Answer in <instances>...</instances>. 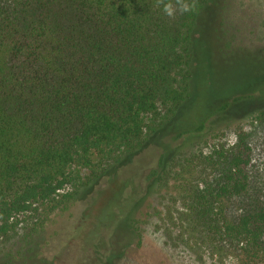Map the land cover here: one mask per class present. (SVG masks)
Listing matches in <instances>:
<instances>
[{"label": "trees", "instance_id": "trees-1", "mask_svg": "<svg viewBox=\"0 0 264 264\" xmlns=\"http://www.w3.org/2000/svg\"><path fill=\"white\" fill-rule=\"evenodd\" d=\"M210 1L0 0V239L27 226L24 245L0 256V264H52L37 239L47 230L51 242L64 239L59 258L85 227L69 222L80 189L104 176L109 188L84 217L99 202L107 216L100 210L90 224L82 248L91 255L81 264H131L128 252L140 242L137 214L153 194L182 203L163 234L196 262L264 264V203H245L235 216L221 205L248 193L245 139L204 156L199 148L234 121L228 110L241 97L177 133L140 197L113 178L190 100L193 38ZM79 170L90 176L64 193ZM210 171L212 178L198 181ZM66 214L69 220L58 222Z\"/></svg>", "mask_w": 264, "mask_h": 264}, {"label": "rangeland", "instance_id": "rangeland-1", "mask_svg": "<svg viewBox=\"0 0 264 264\" xmlns=\"http://www.w3.org/2000/svg\"><path fill=\"white\" fill-rule=\"evenodd\" d=\"M193 43L195 57L190 100L169 125L119 167L113 178L117 185L128 183L125 194L133 191L131 195L135 199L140 197L145 190L144 179L157 167L158 160L170 157L174 146L173 138L177 133L196 127L221 104L241 97L228 110L234 121L228 126L223 125L211 131L199 147L204 156L213 148L230 149L240 136L245 139L250 159L247 169L248 193L243 198L221 200V205L226 206L227 215L235 216L245 203L255 199L264 203V0H211L208 7L199 14ZM226 53L228 57H223ZM89 176L88 171L75 172L71 185L67 186L64 193L74 191L77 182L85 181ZM212 176L214 173L210 171L197 179L203 183ZM107 181L108 176H104L91 185V190L80 189L78 198L69 210L71 221L67 214L57 218L62 224L67 218L74 225L85 226L79 237L72 238L67 243L59 258H55L56 247L63 244L64 239L59 242L57 237L51 242L46 237L49 230L37 239L41 252L52 264H81L85 256L91 255L88 249L83 251L82 242L90 231V224L97 217V212L102 209L101 202L93 206L91 218L84 217V213L99 192L108 190ZM106 197L107 195L102 199ZM178 203L170 198H163L162 194H153L139 210L137 219L140 222V242L128 252L127 259L131 264H213L204 257L201 263L196 262L186 248L166 241L162 225L167 227V219L177 222L174 218L181 214L175 208L182 206L181 202ZM145 213L148 216H144ZM99 214L104 218L107 216L102 210ZM172 222H168L169 230L173 228ZM24 226L20 225L19 230L6 240L0 239V256L15 255L24 245L27 227ZM45 241L47 244H44ZM227 264L233 263L230 261Z\"/></svg>", "mask_w": 264, "mask_h": 264}]
</instances>
